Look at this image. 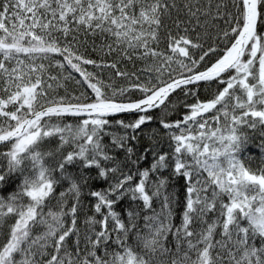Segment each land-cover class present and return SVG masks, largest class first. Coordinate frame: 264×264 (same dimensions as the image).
I'll list each match as a JSON object with an SVG mask.
<instances>
[{
  "label": "snow or ice",
  "instance_id": "snow-or-ice-1",
  "mask_svg": "<svg viewBox=\"0 0 264 264\" xmlns=\"http://www.w3.org/2000/svg\"><path fill=\"white\" fill-rule=\"evenodd\" d=\"M125 61L133 71L120 70ZM86 65L114 70L127 86L106 83ZM68 69L65 80L78 73L87 94L59 95ZM202 83L216 85L203 98ZM178 92L184 99L172 104ZM155 110L164 112L158 123L171 155L134 179L103 140L111 136L123 150ZM124 113L136 119H115ZM113 122L123 135L109 131ZM257 136L253 170L243 154ZM65 146H72L67 154ZM0 148V193L13 174L19 178L0 195V227L14 218L0 264H264V0H0ZM76 162L101 180L111 177L90 193L101 218L89 217L83 236L76 227L81 185L67 172ZM167 167L185 182L178 224L168 195L159 212L152 209L168 181L157 177L151 190L150 174ZM62 181L69 187L57 192ZM70 194L77 202L65 211ZM128 194L152 212L143 226L140 213L115 210ZM52 200L59 211L45 212Z\"/></svg>",
  "mask_w": 264,
  "mask_h": 264
},
{
  "label": "trees",
  "instance_id": "trees-1",
  "mask_svg": "<svg viewBox=\"0 0 264 264\" xmlns=\"http://www.w3.org/2000/svg\"><path fill=\"white\" fill-rule=\"evenodd\" d=\"M166 24H171V21H165ZM225 28V25L223 23L220 24L219 31H223ZM163 31H166L163 30ZM213 36L216 35V30L212 33ZM99 41H97L98 43ZM211 41H209V44ZM208 44L205 45V48H207ZM164 47V44H161V48ZM83 51V49H82ZM91 51V49H89ZM199 55V53H197ZM91 58L96 59L98 62L101 59V56L96 53H92ZM118 56L113 55L107 58V62H111L114 60H117ZM120 70L122 71H133V66L131 63L125 61L120 63L119 65ZM140 65L138 64L137 67ZM85 69L88 72L96 73L100 76L101 79H103L106 83H114L117 88L119 87H126L127 82L116 77L114 74V70L104 68V69H98L94 68L92 65H86L84 66ZM203 70V68H201ZM71 70L68 69L66 71L61 72V83L64 84V87L59 89V95L64 96L65 94L69 96H79L82 93L87 94L90 90L87 89L86 85H80L77 84V80H80V76L78 73H72V79L65 80V77L68 76V73ZM216 88V85L213 84L211 88H209L205 84H201L199 86V93L200 96L203 98L206 95H210L211 91ZM184 99L183 93H177V95L172 96L171 103L176 104L177 102H182ZM153 115L156 119H154L152 122L145 124L142 126V128L134 133L136 136L135 140H128L126 142L125 148L122 150L120 148L114 147L111 139V136H106L103 140V143L107 146L108 151L111 155L115 156L117 158V163L121 165V171L124 173H131L134 176V179L137 178V175L140 171H143L144 169L150 168L151 165L154 163L155 159L158 158L161 154L168 153L169 156L171 155V141L169 139L168 133L160 126L158 123V119L162 117L164 114L163 110H155L150 113ZM172 119H175L176 117L172 115L171 111L168 113ZM115 119L123 120L125 123L133 122L136 119V116L133 114H118ZM64 123H71L73 125L77 124L78 121L74 118H68L64 121ZM109 131L116 136L123 135L124 130L121 129L119 126H117L114 122L110 125ZM128 134L132 135V130H128ZM249 135H253L252 133H249ZM58 141H55L51 147H55ZM260 143V140L257 136V138L252 139L249 141V145L244 152V162L246 166H250L253 170L256 169L258 164V158H259V152L257 151V145ZM131 148L132 152L131 154L128 153L127 149ZM4 149L0 148V151H3ZM44 150H48L46 147ZM72 150V146H65L64 154H67L68 151ZM249 156H256L257 161L249 162L247 157ZM4 161H0V165H4ZM51 163V161H49ZM2 170V168H0ZM68 174H70L72 177L76 179L78 183L81 185V191L80 196L78 198L79 208H78V214H77V225L76 227L79 229L81 236H83L86 228V221L89 217H95L97 220H99L101 217L94 212L93 205L96 203V199L90 195L92 191H101L108 187V184L111 183V177L109 180L104 181L97 177L96 170L95 169H84L82 165L79 162H76L67 168ZM162 176L164 178H167V187L166 189L162 190V195L160 197L154 198L152 203V209L155 212H159L161 208V202L163 199V195H168L171 203H172V211H173V219L175 223H179V215L183 211V205L185 200V182L179 177L174 176L171 172V167H167L164 169H161L159 172L151 173L150 174V188L151 190H154V187L151 185V181L155 180L157 177ZM19 183V178L13 174L7 182V190L5 192L0 193V195H7L8 192L13 191L16 187V185ZM69 187L68 181H62L60 186L57 189V192L59 191H65ZM77 202V198L74 195H69L66 197V202L64 204L65 211L70 209L71 205L73 203ZM61 207V204L57 200H52L49 205L44 209L45 212L49 211L51 209L52 211H59ZM115 210L118 213L124 214L127 211H135L140 213V216L138 218V221L141 226H143V216L145 215H151L152 212H150L147 209H144L142 206V202L133 201L131 199V195L128 194L125 197L122 198V200L118 203ZM216 214H212L208 217V219L211 221L212 219H215ZM71 216H67L65 218V224L67 226H71ZM14 223V218H10L7 222V225L4 227H0V244L4 243L6 240V235L8 232V225H11ZM111 226V225H110ZM97 230L99 228V225L96 226ZM197 229H199L200 225L196 224L194 225ZM44 229L43 227H40L36 229V232L34 234L42 232ZM217 238H219L217 236ZM77 238L73 236L69 241L67 246H71L73 241H75ZM169 240H171V237H169ZM83 243L81 244V247H83ZM113 249L110 248L109 251H112Z\"/></svg>",
  "mask_w": 264,
  "mask_h": 264
},
{
  "label": "water",
  "instance_id": "water-1",
  "mask_svg": "<svg viewBox=\"0 0 264 264\" xmlns=\"http://www.w3.org/2000/svg\"><path fill=\"white\" fill-rule=\"evenodd\" d=\"M124 114H128V113H124Z\"/></svg>",
  "mask_w": 264,
  "mask_h": 264
}]
</instances>
